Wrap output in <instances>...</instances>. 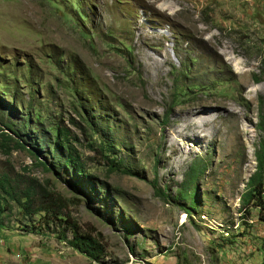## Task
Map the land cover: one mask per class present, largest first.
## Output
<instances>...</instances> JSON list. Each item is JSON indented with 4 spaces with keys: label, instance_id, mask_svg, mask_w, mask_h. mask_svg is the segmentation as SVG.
<instances>
[{
    "label": "rangeland",
    "instance_id": "obj_1",
    "mask_svg": "<svg viewBox=\"0 0 264 264\" xmlns=\"http://www.w3.org/2000/svg\"><path fill=\"white\" fill-rule=\"evenodd\" d=\"M261 118L264 0H0V127L24 145L0 174L103 248L10 201L0 264H264V210L242 204Z\"/></svg>",
    "mask_w": 264,
    "mask_h": 264
},
{
    "label": "trees",
    "instance_id": "obj_2",
    "mask_svg": "<svg viewBox=\"0 0 264 264\" xmlns=\"http://www.w3.org/2000/svg\"><path fill=\"white\" fill-rule=\"evenodd\" d=\"M37 117V116H36ZM35 117V118H36ZM259 126L264 129L263 118L259 122ZM56 146L58 144L64 152L67 154L66 161L72 163L73 168L77 173H83V168L78 162V156L74 154L73 148L68 141V134L56 128ZM61 134V138L59 135ZM23 133L15 129L12 124L4 123L3 127H0V147L3 153L10 154L12 150L22 149L23 145ZM256 166L254 172L250 175L247 181L249 187L248 191L242 196L243 209L244 205L248 202H253L255 206L262 209L263 202V190L264 184L262 182L264 176V142H261L259 150L255 151ZM116 164L113 159L109 161V167L112 170ZM86 176H88L86 174ZM190 176L189 179H191ZM40 187L37 180L33 177H28L26 182L22 180H16L8 174V172H2L0 174V217L3 214L6 207L10 205V201L16 202L19 207L25 209L28 214L44 212L47 214V221H58L64 223L71 231L72 238L68 241L70 246L77 249L79 252L84 253L92 259H97L103 251L100 243V239L93 237L91 234L83 233L79 230V227L75 221L69 218L68 215L61 217L62 214L53 207V200H49L47 204L37 203V187ZM43 192H47L43 189ZM50 194V192H48ZM179 195L184 198L187 196V192H179ZM49 197V195H47ZM98 236H101L98 233Z\"/></svg>",
    "mask_w": 264,
    "mask_h": 264
},
{
    "label": "bare ground",
    "instance_id": "obj_3",
    "mask_svg": "<svg viewBox=\"0 0 264 264\" xmlns=\"http://www.w3.org/2000/svg\"><path fill=\"white\" fill-rule=\"evenodd\" d=\"M166 58L169 60L167 52H166ZM263 202H264V190H263Z\"/></svg>",
    "mask_w": 264,
    "mask_h": 264
},
{
    "label": "built area",
    "instance_id": "obj_4",
    "mask_svg": "<svg viewBox=\"0 0 264 264\" xmlns=\"http://www.w3.org/2000/svg\"><path fill=\"white\" fill-rule=\"evenodd\" d=\"M262 210H264V206H262Z\"/></svg>",
    "mask_w": 264,
    "mask_h": 264
}]
</instances>
